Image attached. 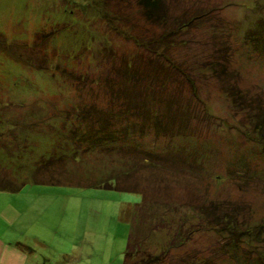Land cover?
I'll return each mask as SVG.
<instances>
[{"label": "rangeland", "instance_id": "obj_1", "mask_svg": "<svg viewBox=\"0 0 264 264\" xmlns=\"http://www.w3.org/2000/svg\"><path fill=\"white\" fill-rule=\"evenodd\" d=\"M142 2L0 0V231L38 264H264V0Z\"/></svg>", "mask_w": 264, "mask_h": 264}, {"label": "crops", "instance_id": "obj_2", "mask_svg": "<svg viewBox=\"0 0 264 264\" xmlns=\"http://www.w3.org/2000/svg\"><path fill=\"white\" fill-rule=\"evenodd\" d=\"M0 191L2 192L4 190H0ZM134 214L133 216H132V213L130 216H115L118 224L126 223V222L130 224L127 245L129 242L128 241L129 236L131 235L133 231L132 222L134 218H136ZM21 217L22 216H0V220L2 223L7 225L6 229H9L10 227H13L15 222L21 219ZM42 217L43 216H27L26 218L28 220L24 224V228H27V230H32L33 227H35L36 229L40 228V229L47 230L48 233L53 230L60 231L64 229V230L72 231V230L77 229V223H74V222L72 223V221L69 218H67V221L65 220L63 223L59 225H54L52 224V222L49 223L48 221H46L45 225H43L41 223ZM90 217H93V216H90ZM84 218L87 219L88 216H84ZM6 229L0 231V264H38L39 263L38 259L40 258L38 257L37 252L34 250V248H30L28 250L25 245H21L19 242L15 243L14 234L13 233L7 234ZM27 230L25 232H28ZM85 231H91V233H93L92 232L93 231L92 222L86 225ZM5 236H9L11 237V239L8 240L7 237L5 238ZM32 241H33L32 243L35 245L39 244L38 238H35Z\"/></svg>", "mask_w": 264, "mask_h": 264}, {"label": "trees", "instance_id": "obj_3", "mask_svg": "<svg viewBox=\"0 0 264 264\" xmlns=\"http://www.w3.org/2000/svg\"><path fill=\"white\" fill-rule=\"evenodd\" d=\"M159 1L160 0H156L155 2H151V1H148V0H143L142 3L145 6L153 4V6L151 8H155V9H151V8L146 7L148 9L147 14L150 17H153L155 15L154 13H156V12H158V10H160L162 3H160ZM123 69L124 70L122 72L125 73V76L124 77L122 76V79H120L118 82H117V80H115V81L112 80L111 84H110L112 89H116L117 90L116 93H119V91L120 92L123 91V89H124L123 87H127L126 85H130V84L136 85V83H139L142 80L141 79L142 78L141 75H143L142 72H140V71H134V72L131 71V70H135L134 68L129 69V68L125 67ZM136 70H137V68H136ZM138 75H140V76H138ZM121 80H123L124 82H122ZM129 80H131V81H129ZM114 82L116 83V86H114L115 85ZM119 82H120V85H119ZM123 84H126V85L122 86ZM114 94H115V91H114ZM108 126H109L108 123H106V124L100 123V129H98V131L101 133L102 136L106 135L105 134V130H107ZM11 180L12 179L5 178L4 176H1L0 177V190H4V191H6V190L7 191L8 190H11V191L15 190V187H10L9 186V184H10L9 181H11ZM51 180H53V179H50V178L49 179H44L43 182H50ZM55 181L58 182L57 180H55ZM100 185L103 186V187H107L108 189H118V188H116L113 185L112 186L103 185V184H100ZM215 208H217L216 205H212L210 208L204 207V208H202V212L207 211L209 209L207 212L208 213H212V212H215ZM224 215L230 216V214H228V213L227 214L225 213ZM228 221L231 222V225L233 224V221H230V220H228ZM231 225L228 226V227L227 226H225V227L223 226V228L224 229H229V227H231ZM230 230H232V229L230 228ZM230 234L233 235L234 234L233 231H231ZM136 252L131 253V252H129L127 250V247H126L125 252H124V263L123 264H159L161 262V258H162L161 256H159V255L158 256L157 255L154 256V255H151V254L148 255L147 259H143V260H140V261H135V260H133V259H135L133 257L135 255H137ZM130 257H132L133 259H131Z\"/></svg>", "mask_w": 264, "mask_h": 264}]
</instances>
